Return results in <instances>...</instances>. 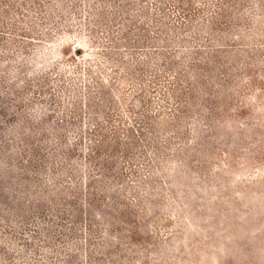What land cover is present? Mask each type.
Returning a JSON list of instances; mask_svg holds the SVG:
<instances>
[{"label":"rangeland","instance_id":"374dc122","mask_svg":"<svg viewBox=\"0 0 264 264\" xmlns=\"http://www.w3.org/2000/svg\"><path fill=\"white\" fill-rule=\"evenodd\" d=\"M0 264H264V0H0Z\"/></svg>","mask_w":264,"mask_h":264}]
</instances>
